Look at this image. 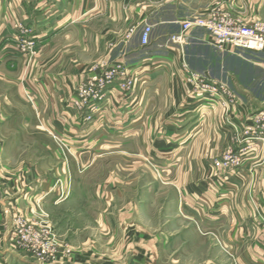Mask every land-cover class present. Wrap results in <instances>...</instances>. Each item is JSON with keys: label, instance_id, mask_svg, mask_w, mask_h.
<instances>
[{"label": "crops", "instance_id": "crops-1", "mask_svg": "<svg viewBox=\"0 0 264 264\" xmlns=\"http://www.w3.org/2000/svg\"><path fill=\"white\" fill-rule=\"evenodd\" d=\"M215 7L245 25L264 21V0H0V246L9 242L16 219L46 221L40 209L51 212L70 201L63 148L70 136L79 146L86 127L75 117L73 99L89 71L116 65L130 70L135 85L109 89L91 108L92 130L107 131L109 147H137L145 159L151 150L149 157L172 180L173 188H162L172 203L150 218L145 191L129 202L124 190L108 193L110 202L96 219L98 241L78 230L85 241L73 245L71 257L61 252L55 264H235L242 262L245 242L264 239L261 230L246 236L264 210V188H258L264 139L247 149L237 170L214 167L228 150L249 147L225 120L243 131L256 116L264 119V111L242 97L230 109L199 101L185 83V67L225 83L244 60L216 50L219 55H211L213 43L203 30L189 32L183 48L170 44L185 21ZM21 25L32 32L34 53L20 52ZM148 26L151 43L143 46ZM251 61L264 69V55ZM212 176L214 183L204 180ZM0 264L41 263L0 249Z\"/></svg>", "mask_w": 264, "mask_h": 264}, {"label": "rangeland", "instance_id": "rangeland-1", "mask_svg": "<svg viewBox=\"0 0 264 264\" xmlns=\"http://www.w3.org/2000/svg\"><path fill=\"white\" fill-rule=\"evenodd\" d=\"M203 49L206 50V47H203ZM210 50L211 55H219V52H215V50H218L213 45H211ZM21 53H34V49L31 52ZM249 56L254 57L253 55ZM250 57L243 56L241 58L244 60L242 63L245 64V67L233 68L230 72V79L226 83L229 84L238 99L242 97L241 99L245 100L251 108L264 111V69L263 67H256ZM89 74H93V72L89 71ZM84 85L88 86L89 84L85 83ZM91 107V97H87L86 102L82 104V109L78 112L79 115L75 116L79 119L82 118L86 125L84 130L80 131L84 134L80 137L83 141L80 142L79 146H75V143L71 141V136H68L69 146L63 148L64 154L66 153L68 157L71 176L69 187L73 194L69 198L70 201L63 207H52L51 212H46L43 208L40 209L39 214L46 221L16 219L9 242H6L5 246H0V249L8 250L11 253L16 252L26 257V259L32 257L41 264H55L58 262L61 252L65 256L68 254V257H71V254H74L73 245L76 246L77 243H80L77 245H81L85 241L83 240L84 235L77 236L78 230H86L91 238L98 241L99 236L96 235L95 230L96 219L105 208L104 204L110 202L108 193L115 192L118 189L124 190L126 197L129 198L125 202H129L130 198L137 199V194L145 191L144 197L148 204L146 209L150 218L165 209L160 206L161 204L172 203V195L168 191L162 190V188H165V190L173 188L172 180L163 174L161 164L151 159L152 156L149 157L151 150L147 152L145 149L146 155L148 154L145 159L139 155L141 153L140 148H125L121 144L116 147H109L106 142L108 132L92 130L95 116ZM49 135L55 142L61 141L60 135L55 132L49 133ZM38 137L42 138L43 136L39 135ZM65 137L67 138V136H63L64 139H66ZM241 137H245L244 133L236 136L240 140ZM242 165L243 162L235 169L237 170ZM213 179L216 180L215 176L204 180L212 184ZM204 180L199 182L205 183ZM222 182L227 183L224 179H222ZM258 188L263 189L264 184H260ZM146 190L149 192L147 193ZM103 193H106V195H103ZM163 198H166L165 202ZM262 204H264V201ZM257 218L258 222L255 223L257 226L249 227L246 236L247 234L256 236L260 233V230L264 236V210L260 214L257 212ZM45 230L50 231L52 247L47 254L43 255L35 249L36 244L32 241L31 232H45ZM95 245L97 246V242ZM101 246H103L102 242ZM244 248L245 253L243 259H241L242 262L235 260V264H264V239H261V242L247 241Z\"/></svg>", "mask_w": 264, "mask_h": 264}, {"label": "built area", "instance_id": "built-area-1", "mask_svg": "<svg viewBox=\"0 0 264 264\" xmlns=\"http://www.w3.org/2000/svg\"><path fill=\"white\" fill-rule=\"evenodd\" d=\"M20 27V51L31 52L35 47L33 38L29 37L32 32L22 26ZM194 30L205 31L210 36L214 48L219 52L240 58L243 56L250 57L249 55H264V21L262 20L255 21L251 25H245L231 12L222 11L219 7H215L185 21L181 25V32L172 35L170 42L183 48L189 43L187 34ZM151 35L152 27L148 26L142 34L143 46L150 45ZM185 68V83L190 87L192 95L198 97L199 101L213 105L223 104L225 108L229 109L238 103L239 99L228 83L212 81L205 74L191 72L188 67ZM85 83L89 85L86 86ZM85 83L79 86L73 100V104L78 110L82 109V104L86 102L87 97H91L92 107H97L99 103L104 101L109 89L116 83L121 89L130 91L135 85V80L125 65H116L111 68L102 67L99 73L94 72ZM225 123L227 129L229 128L239 136L244 133L245 137L242 141L249 146L242 148L237 153L230 149L214 162L215 169L226 172L239 167L247 149L256 141L264 139V119L260 115L256 116L243 131H240L231 119H226ZM40 231L31 232L32 241L36 244L35 249L45 255L52 247V238L49 230Z\"/></svg>", "mask_w": 264, "mask_h": 264}]
</instances>
